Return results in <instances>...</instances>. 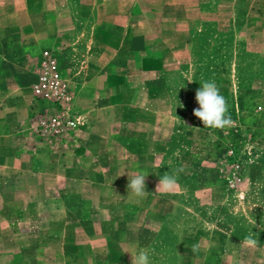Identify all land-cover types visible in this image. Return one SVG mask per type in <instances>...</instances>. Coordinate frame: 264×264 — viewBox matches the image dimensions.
Instances as JSON below:
<instances>
[{
    "label": "rangeland",
    "instance_id": "1",
    "mask_svg": "<svg viewBox=\"0 0 264 264\" xmlns=\"http://www.w3.org/2000/svg\"><path fill=\"white\" fill-rule=\"evenodd\" d=\"M16 1L18 6L26 0ZM123 1L128 9L123 14L129 16L114 20V30L121 42L143 49V58L150 62L139 73L148 91L143 97L135 98L134 90L124 100L92 98L86 90L79 94L77 83L83 82L88 67L69 76L68 68L76 72V59L61 57L60 51L42 44L41 52L31 58V76L16 87L22 111L0 116V264H17L20 255H15L23 251L28 264H96V247L104 246L96 242V234L104 233L96 229V218L106 216L121 226L127 224L129 234L126 242L113 237L110 244L126 255L105 264H132L129 252L141 249L149 253L150 264H264V0ZM19 15L0 17V29L42 22L34 15ZM35 36L12 34L9 39L15 44L18 38L30 42ZM46 50L61 63L73 91L72 110L85 121L77 132L61 137L42 133L33 106L34 72ZM75 54L73 58L88 59L84 51ZM129 54L136 58L135 51ZM5 69L13 73L11 62ZM205 81L218 85L233 126L205 127L193 115L199 107L195 93ZM13 85L0 78V94L13 97ZM112 106L118 107L117 113H112ZM94 119L104 132L86 140ZM157 121L164 126L158 128ZM114 122L122 129L116 144L105 137ZM137 132L153 133L154 139L143 145ZM11 133H30L34 138L26 153L33 149L38 163L24 165L26 171L40 175L33 186L19 177L23 166L14 160L20 149ZM85 148L92 156L97 154V169L82 172L62 166L71 163L62 156L75 157ZM115 148L123 151L122 160L114 156ZM156 153L160 169L152 172ZM133 165L140 170L132 171ZM165 172L177 175V185L169 192L156 191ZM140 173L148 174L146 193L149 189L150 194H159L149 197L150 210L127 211L123 200L134 197L129 194V179ZM96 182L123 193L116 210H92ZM76 185L81 194L64 193ZM46 220L52 223L43 230L40 226ZM44 235L53 236L47 250L37 242ZM248 237L257 243L248 245Z\"/></svg>",
    "mask_w": 264,
    "mask_h": 264
},
{
    "label": "crops",
    "instance_id": "2",
    "mask_svg": "<svg viewBox=\"0 0 264 264\" xmlns=\"http://www.w3.org/2000/svg\"><path fill=\"white\" fill-rule=\"evenodd\" d=\"M124 2L125 1L123 0H26L23 4L20 2L21 4L17 6L16 0H0V17H7L12 13L13 17L16 19L20 17V13H24L26 18L34 15L37 18H41L39 20H42L41 23L35 22L38 26L29 25L30 28H24V24L20 23L19 25L13 26L14 28L12 29L9 25L4 26L3 30L0 29V78L12 82V84H14L13 87L15 88L13 91V97L8 96L7 98L5 94H0V116L19 114L20 111H22V95L19 90H16V87H21L25 79L31 76L29 70L31 67V58L41 52L42 48L40 45L42 44L46 47H52L56 51H60L61 57L76 59L73 63L76 72H73L72 67L68 68L67 74L69 73V76L72 73H75V75L82 73V70L88 67L85 74L82 75L81 79L83 82L78 81L77 83L79 94L86 90V93L92 98L124 100L127 98L126 94L134 90L136 91L133 95L135 98L143 97L142 92L146 91V89H143V77H141V74L139 73L141 67L144 66L146 62L147 65L150 62L143 58V52H145L143 49L139 46L126 44L124 41L121 42L119 37L116 36L114 30V20L129 16L123 14L124 11L128 10L121 5V3ZM137 18H143V16L139 15ZM12 34L13 36H36L30 42H26L25 38H18L17 42L12 44L9 39ZM75 51H84L85 56L88 59L84 61V59L79 56L73 58L75 55H78V53L75 54ZM130 51L136 52V58L130 56ZM10 53L12 54L11 59ZM10 62L13 66L12 74L6 73L5 69L10 65ZM135 71L136 74H134ZM34 78L36 79V74ZM132 83L137 86L134 87L133 85V87H131L130 85ZM10 99H12V101H10L7 106L6 103ZM17 102H19V105H17ZM33 106L35 108V101ZM116 109H118L117 106H112L110 110H112V113H117L118 110ZM110 110L108 109L107 111ZM140 115H144V113L140 112ZM0 124L2 123L0 122ZM160 124L164 126V123L159 121L156 122L158 128ZM122 126L124 127V130H126L127 125L122 124ZM121 130L120 126L116 125L115 122L111 123L108 126V129L105 130V137H108L110 142L116 144L115 141H118L116 136ZM102 132H104V128H100V125L96 122V119H94L92 133L87 137L85 134V138L86 140H90L92 137L96 138V136L103 134ZM135 137L140 139L143 145H146L149 140L154 139V134H138L137 132ZM10 138L20 149V151L15 153L17 160H14L23 166L21 170L18 171V173L23 172V174H19V177H25L28 184L33 186L31 182L34 183L37 179L39 180L40 175H34L26 171L24 165L27 161L30 165H36L38 163L37 158L34 156L33 149L26 153V147L30 148V146L34 144V138L30 133H24L23 135L19 133H11ZM158 144L159 143L157 142L156 145L158 146ZM21 149L23 152H21ZM114 151V156L122 160L124 154L123 151L118 150L117 148H115ZM109 153H111V151ZM136 156L139 157L138 155ZM152 156V172H158L161 160L158 153L152 154ZM62 157L64 158V161H68V159L71 160V163L69 162V165L67 166L62 164L67 170L73 169L83 172L90 171L95 167L97 169V154L96 156H92L90 150L86 148L83 149L82 152H80L79 149L75 157L70 156V154ZM73 161L76 162V164H73ZM127 161H132L133 164L138 163V160L135 159L128 158ZM116 167L117 166L111 168L109 171H113ZM135 168L136 170H134L133 165L132 171L137 172L140 170L139 166H136ZM73 182H75V184L80 183L79 180ZM145 185L149 187L148 181L145 182ZM92 186V191L94 193L96 192V202L94 201L92 203V210H96V212H107L117 209L116 206L118 203L116 202L118 197H124L122 192H110V190H106L107 187L101 182H96V184H92ZM64 193L81 194V188L76 185ZM111 193H113V196H110ZM158 194V192L150 194L148 189V192L142 198H137L133 195L134 197L129 201L123 200V208L127 211H132L134 209L148 211L150 210V207H148L149 197L157 196ZM135 198L137 202L140 200V204L135 203ZM83 209L88 208L83 206ZM51 223L52 220H46L40 228L46 230L50 227ZM126 226L127 224L121 226L120 222L115 221V219H110L108 216L105 218H96V229L101 232L104 231V233L96 234V242L104 244L102 248L99 246L96 247V264H105V262L110 263L114 261L117 256L122 257L126 255L121 248L118 251L114 246L110 245L114 241L113 237H118L119 241L124 239L121 243H124V241L126 242L125 236L129 234L128 229L125 228ZM59 227L61 229V234V232L64 231L62 230V226ZM111 229L113 232L112 234H109ZM51 238H53V236L44 235L39 237L37 242L40 243L44 250H47L51 247V245L48 246ZM24 252L26 251L15 255V258H18L20 255L17 264H28L23 260L24 257L22 254H25Z\"/></svg>",
    "mask_w": 264,
    "mask_h": 264
},
{
    "label": "built area",
    "instance_id": "3",
    "mask_svg": "<svg viewBox=\"0 0 264 264\" xmlns=\"http://www.w3.org/2000/svg\"><path fill=\"white\" fill-rule=\"evenodd\" d=\"M35 74L34 111L42 133L61 137L80 130L85 121L72 110V88L62 75L61 63L51 51L46 50L43 53Z\"/></svg>",
    "mask_w": 264,
    "mask_h": 264
},
{
    "label": "clouds",
    "instance_id": "4",
    "mask_svg": "<svg viewBox=\"0 0 264 264\" xmlns=\"http://www.w3.org/2000/svg\"><path fill=\"white\" fill-rule=\"evenodd\" d=\"M195 100L199 107L193 110V115L203 123L205 127L224 129L233 126L234 121L228 114V102L220 93L215 81H205L195 93ZM183 169H178L177 172ZM147 173L133 176L128 182L129 194L142 198L146 195L145 179ZM177 185V175L165 172L156 185V191L169 192ZM248 245H255L257 241L251 237L246 238ZM132 264H150L149 253L143 249L129 252Z\"/></svg>",
    "mask_w": 264,
    "mask_h": 264
}]
</instances>
